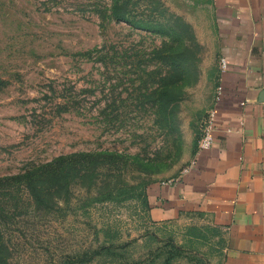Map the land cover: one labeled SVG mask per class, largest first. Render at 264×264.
Masks as SVG:
<instances>
[{"label":"rangeland","instance_id":"374dc122","mask_svg":"<svg viewBox=\"0 0 264 264\" xmlns=\"http://www.w3.org/2000/svg\"><path fill=\"white\" fill-rule=\"evenodd\" d=\"M131 3L155 30L114 20L111 0H0V176L109 150L130 185L113 201L75 185L51 210L23 196L21 214L0 221L7 264L222 263L221 229L156 223L145 195L198 151L218 85L214 0Z\"/></svg>","mask_w":264,"mask_h":264},{"label":"crops","instance_id":"0c3cea01","mask_svg":"<svg viewBox=\"0 0 264 264\" xmlns=\"http://www.w3.org/2000/svg\"><path fill=\"white\" fill-rule=\"evenodd\" d=\"M222 90L214 142L172 184L146 189L156 223L209 222L224 232L221 264H264V0H214ZM219 65V62H218Z\"/></svg>","mask_w":264,"mask_h":264},{"label":"trees","instance_id":"16d2710c","mask_svg":"<svg viewBox=\"0 0 264 264\" xmlns=\"http://www.w3.org/2000/svg\"><path fill=\"white\" fill-rule=\"evenodd\" d=\"M132 4L131 0H111V16L137 29L155 30L153 21L139 17L132 19ZM151 12L153 15L154 11ZM120 157L122 155L118 152L109 150L77 151L29 164L19 172L0 176V221L18 212L21 214L23 208L18 202L23 196L35 209L57 208L60 201H70L75 185L82 186L94 201H113L127 196L130 185L123 179V171L116 161ZM145 195L147 198L146 191ZM10 201H14L12 208L8 206ZM6 250L0 235V264L8 263Z\"/></svg>","mask_w":264,"mask_h":264},{"label":"built area","instance_id":"2783aa9c","mask_svg":"<svg viewBox=\"0 0 264 264\" xmlns=\"http://www.w3.org/2000/svg\"><path fill=\"white\" fill-rule=\"evenodd\" d=\"M227 61L225 57H220L219 58V69L221 72L225 71L227 69ZM222 87L221 85H217L216 87V95L215 99L219 98V95L221 93ZM216 117V111L214 107H211L208 112H207V117L202 125V130H201V136L200 139L198 140L197 143V148L198 151L202 150H208L212 147L213 142H214V137H213V130H214V121ZM195 164V160H191L190 163L182 169L180 174H184L189 171V169ZM174 182V178L164 181L163 183L165 184H172Z\"/></svg>","mask_w":264,"mask_h":264}]
</instances>
